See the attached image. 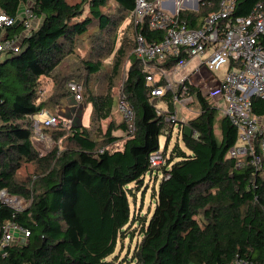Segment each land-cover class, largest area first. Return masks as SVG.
<instances>
[{
  "label": "trees",
  "instance_id": "16d2710c",
  "mask_svg": "<svg viewBox=\"0 0 264 264\" xmlns=\"http://www.w3.org/2000/svg\"><path fill=\"white\" fill-rule=\"evenodd\" d=\"M27 2L36 16L32 29L19 51L0 53V227L13 222L30 235L24 243L3 244L0 231V264H115L110 257L118 242L132 239L139 221L141 239L132 264H264V165L258 168L246 157L238 165L228 157L238 130L200 90L189 88L200 112L179 124L184 147L178 142L165 163H151L166 130L167 152L173 127L151 101L143 65L134 54L138 33L152 41L162 32L132 22L131 36L117 35L135 0H0V13L15 17ZM259 2L264 0H236L234 15H249ZM218 3L202 0L197 11L181 9L179 15L197 28ZM3 30L2 38L17 37L25 27L17 21L0 26ZM83 39L89 42V57L77 52ZM112 53L106 89L95 92L90 80L105 72ZM124 69L122 89L135 112L133 130L124 119L119 124L111 119L119 100L113 90ZM44 78L59 91L58 103L72 97L69 81L81 83L92 113L87 126H42L52 140L64 137L66 145L41 154L32 117L50 107L40 100ZM170 95L165 100L174 113ZM252 110L264 118V99L254 96ZM119 129L125 135L114 134ZM29 166L31 174L20 177ZM160 172L153 213H133L130 185L145 184L148 174L158 181ZM2 191L28 205L7 204Z\"/></svg>",
  "mask_w": 264,
  "mask_h": 264
},
{
  "label": "built area",
  "instance_id": "2783aa9c",
  "mask_svg": "<svg viewBox=\"0 0 264 264\" xmlns=\"http://www.w3.org/2000/svg\"><path fill=\"white\" fill-rule=\"evenodd\" d=\"M176 2L135 0L131 13L135 26L146 23L150 30L162 32L159 40L152 41L141 33L136 35L134 54L143 65L151 101L163 100L167 108L162 109L156 104L157 112L165 113L164 119L173 129L176 124L180 129L179 124L185 121L177 117L176 109L174 113L168 110L165 97L170 93V102L182 105L191 98L190 86L200 89L238 130L237 142L228 150V157L236 158L238 165H244L243 158H250V163L261 167L264 165V118L253 112L252 98L264 99V3H257L249 15L237 16L234 15L236 0H219L217 11L208 15L199 27L193 28L180 17L181 8ZM190 2L194 5L198 2L199 9L202 0ZM35 18L32 2L23 4L15 17L0 13V26H12L20 21L25 27L20 36L0 38V53L8 49L19 51L23 36L32 29ZM193 58L198 59L196 67L184 75L186 65ZM172 61H176L174 65H171ZM222 67H225L222 76L213 73ZM68 88L75 101L83 98L81 83L71 80ZM117 108L133 130L135 112L123 89ZM43 115L42 120L33 116L35 139L49 138L42 126L68 124L66 117L59 113ZM166 157L165 151L159 149L152 153L150 160L153 166H158L165 163ZM5 193L2 191L1 197ZM0 231L3 244L24 243L30 235L27 228L13 222L0 227Z\"/></svg>",
  "mask_w": 264,
  "mask_h": 264
},
{
  "label": "rangeland",
  "instance_id": "374dc122",
  "mask_svg": "<svg viewBox=\"0 0 264 264\" xmlns=\"http://www.w3.org/2000/svg\"><path fill=\"white\" fill-rule=\"evenodd\" d=\"M175 1V0H174ZM182 1V0H179ZM183 5H177V7L184 9V10H191V11H197L190 7L189 3L191 6H194V3H187L188 1H182ZM185 2V3H184ZM87 10V6H86ZM112 11H116V9H112ZM117 18V16H114ZM132 23L131 18H126L125 21L120 26L119 32H118V38H122L125 34H129L130 36L132 35L131 33V26H129ZM122 30V31H121ZM89 39V38H88ZM119 44V41H118ZM77 52L79 55H82L84 57H89L91 54L90 51V45L89 42L86 39H83V41L79 44ZM113 59V53L107 57L106 63H108V67L105 70V72H101L98 76L93 75L91 80H90V86L93 88L95 92H103L106 89L107 83H108V78L110 75V69H111V62ZM198 59L193 58L189 61V63L185 67L184 75L189 74L194 67H196ZM225 67H222L220 70H214L213 73L222 76L224 74ZM126 71L122 72L120 75V78L117 81V84L114 87V92L116 97L120 94V91L122 89L123 85V78L125 77ZM76 79V77H75ZM80 81H83L79 79ZM43 88H42V93L40 95V100H45L49 102L50 107L45 108L42 113L34 115L36 119H44L45 115L43 113H50V114H56V113H63L67 119L68 124L66 125V128H69V126L72 123H81L83 125H89L91 121V113H92V105L91 103H86V95H83V98L79 101L76 102V107L70 109L67 106L70 105L67 103V100H60V102H56L57 100V95L59 91L54 87L53 82L49 78H44L43 79ZM200 90V89H199ZM206 94V93H205ZM207 97V96H206ZM209 101L211 100V97L208 96ZM156 104L159 105L160 108L166 109L167 105L163 100H156ZM86 109V111H85ZM176 114L179 119H183L187 123L189 119L195 117L196 115L199 114L200 112V105L197 101V98L195 95H191V98L186 101V103H183L182 105L177 102L176 103ZM86 112V114H85ZM220 116V114H219ZM33 119V117H32ZM116 124H119L121 121H123V115L122 113L118 110L117 105L114 109L112 118ZM108 120H104L102 122L103 129L106 128ZM173 127V126H172ZM171 128V127H170ZM172 129V128H171ZM178 124H176L175 129L172 131L171 139L169 141L168 145V150L166 155L170 154L172 148L179 142V144L184 147L183 142L181 139H179V133H178ZM52 131L49 130V133L51 134ZM216 133L220 134V130L216 129ZM114 134L123 136L125 135L122 130H116L114 131ZM50 138V139H49ZM47 140H38L34 139V143L36 145V148L40 151L41 154H45L49 152L51 149L54 147L58 146L60 149H63L66 145L65 143V138H61L58 141L52 140L51 137H49ZM167 140V133H163L160 137V150H164V146ZM122 140L118 143V145H121ZM165 151V150H164ZM32 166H29L28 168H23L20 172V177H25L32 171ZM158 181L156 180L155 177L150 176L149 174L145 178V184L136 186L135 184H131L130 186L135 188L134 190V197L132 195L129 196L130 200V206L131 210L133 213H136L137 215H144L147 217H150L151 214L153 213V210L155 208V198L153 192H155V189L158 190L159 186V181L161 179V172L159 173L158 176ZM6 192V191H5ZM2 199L4 202L7 204L17 208V209H23L28 205V201L26 199H23L21 197H16V196H9L7 192L5 195H2ZM134 237L130 239L127 237L123 243L120 241L118 242L116 251L114 253V257L111 256L110 258H115V264H132L131 263V257L133 254V250L136 246V243L141 239V235L139 233L140 229V221L134 224Z\"/></svg>",
  "mask_w": 264,
  "mask_h": 264
},
{
  "label": "crops",
  "instance_id": "0c3cea01",
  "mask_svg": "<svg viewBox=\"0 0 264 264\" xmlns=\"http://www.w3.org/2000/svg\"><path fill=\"white\" fill-rule=\"evenodd\" d=\"M35 22V21H34ZM4 32H5V30H3L2 31V33H0V38H2V36L4 35ZM197 63H198V61H197ZM197 65V64H196ZM195 68V67H194ZM193 68V69H194ZM67 103H69L70 105H68L67 107L68 108H70V109H72V108H74V107H76V102H75V100H74V98L73 97H70L68 100H67ZM177 110V109H176ZM85 111H86V109H85ZM59 114H61L62 116H64V117H67V116H65L63 113H59ZM85 114H86V112H85ZM174 129H175V127H174ZM36 146V145H35ZM38 148V147H37Z\"/></svg>",
  "mask_w": 264,
  "mask_h": 264
},
{
  "label": "water",
  "instance_id": "95a60500",
  "mask_svg": "<svg viewBox=\"0 0 264 264\" xmlns=\"http://www.w3.org/2000/svg\"><path fill=\"white\" fill-rule=\"evenodd\" d=\"M190 7L194 8V9H198V2L194 5V6H191V4L189 3ZM172 12L175 13L176 12V7L173 6L172 7Z\"/></svg>",
  "mask_w": 264,
  "mask_h": 264
},
{
  "label": "bare ground",
  "instance_id": "6f19581e",
  "mask_svg": "<svg viewBox=\"0 0 264 264\" xmlns=\"http://www.w3.org/2000/svg\"><path fill=\"white\" fill-rule=\"evenodd\" d=\"M171 1H173V0H168V2H170V3H171ZM185 1H188L187 3H189L191 0H185ZM176 3H179V5H181V4L183 5V2L182 1L180 2L179 0H177Z\"/></svg>",
  "mask_w": 264,
  "mask_h": 264
}]
</instances>
